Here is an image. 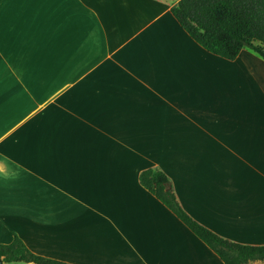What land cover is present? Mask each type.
I'll list each match as a JSON object with an SVG mask.
<instances>
[{
    "label": "crops",
    "instance_id": "obj_1",
    "mask_svg": "<svg viewBox=\"0 0 264 264\" xmlns=\"http://www.w3.org/2000/svg\"><path fill=\"white\" fill-rule=\"evenodd\" d=\"M177 1L0 0V244L218 264L139 184L156 168L197 222L264 245V61L205 51Z\"/></svg>",
    "mask_w": 264,
    "mask_h": 264
},
{
    "label": "trees",
    "instance_id": "obj_2",
    "mask_svg": "<svg viewBox=\"0 0 264 264\" xmlns=\"http://www.w3.org/2000/svg\"><path fill=\"white\" fill-rule=\"evenodd\" d=\"M170 12L179 26L205 51L234 60L249 49L264 61V0H178ZM139 184L181 221L223 264L264 263V245L225 239L193 219L179 204L168 176L156 168L139 173ZM6 264H67L32 252L15 234L0 244Z\"/></svg>",
    "mask_w": 264,
    "mask_h": 264
},
{
    "label": "rangeland",
    "instance_id": "obj_3",
    "mask_svg": "<svg viewBox=\"0 0 264 264\" xmlns=\"http://www.w3.org/2000/svg\"><path fill=\"white\" fill-rule=\"evenodd\" d=\"M249 55L253 56V57H256L258 58L257 55L253 54L249 49H243V52L241 53V56L246 58L248 57ZM200 242V241H199ZM202 246H204V244L202 242H200ZM220 259H218V264H222L220 261ZM10 264H31V263H24V262H13V263H10ZM214 264H217V263H214ZM249 264H264L263 262H253V263H249Z\"/></svg>",
    "mask_w": 264,
    "mask_h": 264
},
{
    "label": "water",
    "instance_id": "obj_4",
    "mask_svg": "<svg viewBox=\"0 0 264 264\" xmlns=\"http://www.w3.org/2000/svg\"><path fill=\"white\" fill-rule=\"evenodd\" d=\"M0 264H4V262L2 261V259H0Z\"/></svg>",
    "mask_w": 264,
    "mask_h": 264
}]
</instances>
